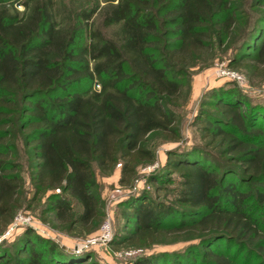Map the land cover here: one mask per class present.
I'll return each mask as SVG.
<instances>
[{"label": "trees", "instance_id": "16d2710c", "mask_svg": "<svg viewBox=\"0 0 264 264\" xmlns=\"http://www.w3.org/2000/svg\"><path fill=\"white\" fill-rule=\"evenodd\" d=\"M103 1V8L81 9L61 27L56 0H0V235L22 206L24 182L12 145L16 134L28 152L31 203L44 198V220L52 213L64 231L94 232L103 200L94 191L93 166L110 172L120 163L119 181L126 184L139 165L154 160L149 147L154 134L179 138L171 105L179 100L188 69L211 54L215 43L229 44L243 10L242 0ZM260 5L264 0L246 2L248 8ZM98 9L103 27H118L115 40L92 29ZM254 22L241 31L231 67L247 58L251 66H264V20ZM240 53L246 56L239 58ZM53 93L57 99L50 100ZM207 98L217 112L196 122L208 144L220 146L237 169L226 164L230 172L218 171L207 157L194 154L198 150L186 158L169 152L165 168L180 179L177 205L145 194L130 197L123 203L127 225L119 243L198 238L212 264H234L214 251L218 241L264 247V226L257 211L252 213L264 209V105L235 85L212 88ZM230 173L240 182L227 179ZM241 182L255 190L242 192ZM3 241L0 264H9ZM17 258L18 264L84 261L30 228L19 238ZM134 264L156 262L146 256Z\"/></svg>", "mask_w": 264, "mask_h": 264}, {"label": "rangeland", "instance_id": "374dc122", "mask_svg": "<svg viewBox=\"0 0 264 264\" xmlns=\"http://www.w3.org/2000/svg\"><path fill=\"white\" fill-rule=\"evenodd\" d=\"M115 2L116 0L113 3ZM246 2L247 0H242L240 5L241 9H243L240 12L241 24L229 44L218 46L215 43L211 54L188 69L179 100L176 105H171L176 116L179 138L171 140L161 133L154 134L149 143V147L154 154V160L150 163L139 165L136 168L135 175L126 184H121L119 181L121 176L120 163H117L110 172H102L97 166H93L95 173L94 191L103 200V218L94 232L85 234L76 231H64L54 220L52 213H48L46 215L47 219L44 220L43 212L46 207L44 198L38 202L31 203L32 186L29 181L30 170L27 163L28 155H26L28 152L20 136L15 135V139L12 141L14 157L20 165L18 172L23 177L24 188L21 200L22 206L15 212L8 229L0 235V240L4 239L3 245L7 252L5 259L8 260L9 264H18L19 238L27 228L33 229L41 237L55 243L64 253L73 256L77 262L84 260L81 264H134L136 259L146 256L154 259L156 264H212L205 247L200 244L198 238L187 239L180 238L177 235H169L147 245L130 244L126 241L119 243L118 240L126 234L125 228L127 224L124 214L128 210L123 203L130 197H139L145 194L155 202L176 204L175 197L180 187V179L176 173L165 168L169 152L182 154L186 158L189 152L193 153V150H198L194 154L200 158L207 157L209 163L216 167L218 171L223 169L230 172V168L226 164L234 165L237 169V166L229 161V155H224L220 146L208 144L209 138L205 137V132L201 128L202 125L196 121L204 114L217 112L216 106L210 104L212 102H210L211 99L207 98V95L210 89L220 85L227 87L235 85L253 103L264 105V66L249 65L250 58H247V60L243 59L240 62L241 66L238 68L230 65L233 56L238 52L236 45L238 46V42L242 39L240 34L243 31H248L254 21V24L258 21L261 24L264 20L261 15V12L264 11V6L248 8ZM95 4H98L100 9L106 3L103 0H56L57 21L61 27L70 25L79 10L89 9ZM99 9L92 18V29L107 38L115 40L118 27H103L101 10L99 11ZM17 10L22 12L23 8L17 6ZM258 16L262 17L257 18ZM261 40L258 45L261 44ZM250 53H253V51H250ZM243 55L246 56L240 53L238 57L242 58L244 57ZM220 69L237 74L241 80L238 82L229 77L218 76ZM94 88L99 90L100 86L95 84ZM48 97L50 100H54L57 99V94L53 93ZM241 111L246 112V108H242ZM261 121L264 123L263 119ZM184 152L187 154H183ZM187 157H190V155ZM225 177L234 179L236 183L240 182L239 176L235 177L231 173L225 174ZM151 178H155L156 181L151 182ZM241 184L242 192L250 191L251 189L255 190L254 187H249L247 182H241ZM223 186L224 184L221 185V188ZM116 188L120 189V193L111 198ZM55 191L58 192L57 189ZM255 197L253 196V204L257 201ZM71 204L76 210L78 207L76 202L71 201ZM256 206L262 207L263 204H257ZM250 208L251 206L247 207L246 210L249 211ZM256 211V217L264 226V209L258 210L254 208L252 213ZM107 221L111 230L110 240L103 245L83 247L87 240L98 234L100 228ZM244 245L218 241L213 244V248L215 252H219V254L221 252L220 255L222 257L226 256L234 264H264V247L259 248L254 244H250V246L248 245L249 249L254 250L250 252L247 249L248 246L246 245L245 248Z\"/></svg>", "mask_w": 264, "mask_h": 264}, {"label": "built area", "instance_id": "2783aa9c", "mask_svg": "<svg viewBox=\"0 0 264 264\" xmlns=\"http://www.w3.org/2000/svg\"><path fill=\"white\" fill-rule=\"evenodd\" d=\"M217 75L229 77L238 82L241 80L240 76H238L237 74L230 72V71L221 70V69L218 71ZM117 193H120L119 188L114 189V193H112L111 198H114ZM110 238H111L110 224L107 221L100 228L98 234L90 238L89 240H87V242L85 243V245H83V247L88 246V245H103V244H106L110 240Z\"/></svg>", "mask_w": 264, "mask_h": 264}]
</instances>
